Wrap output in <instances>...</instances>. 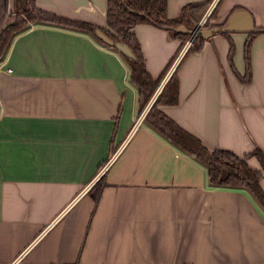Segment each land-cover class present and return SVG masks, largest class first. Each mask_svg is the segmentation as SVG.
<instances>
[{"label": "crops", "instance_id": "crops-1", "mask_svg": "<svg viewBox=\"0 0 264 264\" xmlns=\"http://www.w3.org/2000/svg\"><path fill=\"white\" fill-rule=\"evenodd\" d=\"M206 1L168 0V17ZM36 3L106 26L107 0ZM239 9L259 29L251 82L216 33L182 61L180 101L162 109L209 149L245 156L264 151V0H222L214 23ZM133 32L158 77L181 41L151 24ZM248 34L230 33L242 75ZM139 114L124 55L96 35L42 23L13 39L0 63V264H264L253 195L212 187L193 156L136 125ZM248 163L261 168L255 156Z\"/></svg>", "mask_w": 264, "mask_h": 264}, {"label": "trees", "instance_id": "trees-1", "mask_svg": "<svg viewBox=\"0 0 264 264\" xmlns=\"http://www.w3.org/2000/svg\"><path fill=\"white\" fill-rule=\"evenodd\" d=\"M221 1L219 0L205 19L202 28L211 29L225 25L213 21L216 19ZM211 2L212 0H208L201 4H188L184 6L178 19H172L168 17V0H107L106 26L100 27L84 20L60 16L52 11L42 9L37 5L36 0H14L13 8L11 0H0V63L13 39L19 33L30 28L31 25L47 23L74 28L94 35H96L95 30L99 28L114 41L125 42L136 55V59H129L125 56L124 58L130 68L131 82L138 89L139 112H141L152 100L186 42L190 41V46L164 83L144 121L174 147L193 156L202 164L212 187L247 190L264 209V189L260 183L264 177V151L262 149L256 148L245 156H239L227 149L211 150L200 138L180 126L162 109L163 106H175L179 103V66L189 54L201 52L207 40L200 34L191 36L178 32L176 28L180 25L191 30L199 27ZM6 23L8 25L3 28ZM139 24H151L167 29L171 31L173 37L181 41L177 51L158 77H153L148 71L140 43L133 32V28ZM260 31H264V28ZM220 33L228 38V58L234 73L241 82L250 83L252 80L251 47L257 32L249 33L244 45L245 73L243 75L238 72L234 64L236 46L230 33ZM252 156H255L260 163L259 170L249 165L248 159ZM103 186V179L100 178L90 189L97 199Z\"/></svg>", "mask_w": 264, "mask_h": 264}, {"label": "water", "instance_id": "water-1", "mask_svg": "<svg viewBox=\"0 0 264 264\" xmlns=\"http://www.w3.org/2000/svg\"><path fill=\"white\" fill-rule=\"evenodd\" d=\"M11 7H14V0H11ZM245 18V19H244ZM8 25L6 23L3 28ZM178 32L189 34L191 36H195L197 34L202 35L204 38H210L214 36L216 33L219 32H226V33H252L257 32L259 29L255 27L254 19L250 15V13L246 10L239 9L232 13L229 17L228 21L225 25L215 27V28H202L201 25L196 27L195 29H188L184 25H180L176 28ZM96 36L106 44L115 47L122 55L129 59H136V55L134 51L123 41H114L112 38L107 36L102 30L97 28L95 30Z\"/></svg>", "mask_w": 264, "mask_h": 264}, {"label": "built area", "instance_id": "built-area-1", "mask_svg": "<svg viewBox=\"0 0 264 264\" xmlns=\"http://www.w3.org/2000/svg\"><path fill=\"white\" fill-rule=\"evenodd\" d=\"M219 2V0H212V2L209 5V9L206 13V15L204 16V18L202 19V21L200 22V25L202 26L205 22V19L210 15V13L213 11V9L216 7L217 3ZM191 42L187 41L185 46L183 47V49L181 50L180 54L178 55V57L176 58V60L174 61V63L172 64L170 70L168 71V73L166 74L163 82L161 83L160 87L158 88V90L156 91L155 95L153 96L152 100L150 101V103L140 112V114L138 115V117L136 118L135 124L138 125L140 124L142 121H144L145 116L150 108V106L152 105V103L154 102L155 98L157 97V95L160 93L164 83L167 81V79L169 78V76L171 75V73L174 71V69L176 68V66L178 65L180 59L182 58L183 54L186 52V50L188 49V47L190 46ZM107 166V165H106ZM106 166L103 167L102 171L106 169Z\"/></svg>", "mask_w": 264, "mask_h": 264}, {"label": "rangeland", "instance_id": "rangeland-1", "mask_svg": "<svg viewBox=\"0 0 264 264\" xmlns=\"http://www.w3.org/2000/svg\"><path fill=\"white\" fill-rule=\"evenodd\" d=\"M208 9H209V6H208V8L206 9L205 15H206V13H207ZM205 15H204V16H205ZM206 19H207V18H206ZM201 21H202V20H201ZM201 21H200V22H201ZM219 33H220V32H219Z\"/></svg>", "mask_w": 264, "mask_h": 264}]
</instances>
